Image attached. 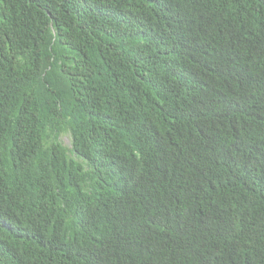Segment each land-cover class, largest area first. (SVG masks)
I'll use <instances>...</instances> for the list:
<instances>
[{
    "label": "trees",
    "instance_id": "obj_1",
    "mask_svg": "<svg viewBox=\"0 0 264 264\" xmlns=\"http://www.w3.org/2000/svg\"><path fill=\"white\" fill-rule=\"evenodd\" d=\"M0 264H264V0H0Z\"/></svg>",
    "mask_w": 264,
    "mask_h": 264
},
{
    "label": "rangeland",
    "instance_id": "obj_2",
    "mask_svg": "<svg viewBox=\"0 0 264 264\" xmlns=\"http://www.w3.org/2000/svg\"><path fill=\"white\" fill-rule=\"evenodd\" d=\"M62 141L64 142V144H69V137L66 135V136H62Z\"/></svg>",
    "mask_w": 264,
    "mask_h": 264
}]
</instances>
